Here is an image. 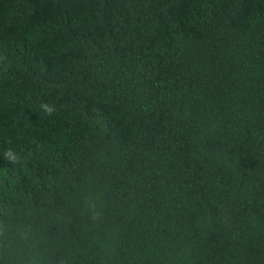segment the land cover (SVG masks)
<instances>
[{
  "label": "trees",
  "instance_id": "16d2710c",
  "mask_svg": "<svg viewBox=\"0 0 264 264\" xmlns=\"http://www.w3.org/2000/svg\"><path fill=\"white\" fill-rule=\"evenodd\" d=\"M0 264H264V0H0Z\"/></svg>",
  "mask_w": 264,
  "mask_h": 264
}]
</instances>
